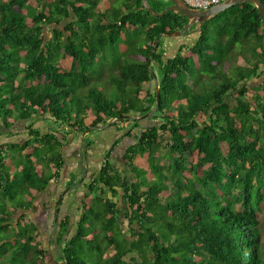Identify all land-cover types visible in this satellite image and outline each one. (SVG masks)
<instances>
[{"label":"trees","instance_id":"obj_1","mask_svg":"<svg viewBox=\"0 0 264 264\" xmlns=\"http://www.w3.org/2000/svg\"><path fill=\"white\" fill-rule=\"evenodd\" d=\"M148 1L158 12L172 4ZM228 11L165 57L162 34L189 23L178 11L155 16L143 0H0V121L28 135L0 144V258L44 264L36 225L14 216L59 177L66 136L87 131L90 145L103 126L128 127L125 166L110 159L117 138L75 230L58 234L64 264H264V78L250 84L264 75V22L252 2ZM237 45L252 56L232 70ZM106 74L111 96L97 84ZM149 114L162 121L141 123Z\"/></svg>","mask_w":264,"mask_h":264},{"label":"crops","instance_id":"obj_2","mask_svg":"<svg viewBox=\"0 0 264 264\" xmlns=\"http://www.w3.org/2000/svg\"><path fill=\"white\" fill-rule=\"evenodd\" d=\"M186 28H188V25ZM188 30H190V28H188ZM188 33L189 32H187L183 38H186L187 35L194 36L192 33ZM197 33L198 32H196V34ZM165 37L166 35L162 34L160 39L162 40V38ZM171 42L174 45L173 48L170 47L169 42L165 45L163 44L164 52H172L171 50H173V52L177 51L180 44L176 47L177 41L172 40ZM186 42L192 43L191 41L183 39L180 43L184 44ZM36 126L41 128L42 132H45V127H47V125L43 122H39ZM103 128L104 127L102 126L98 128L101 131H95L91 137L92 143L90 145L86 143L85 137L88 134L87 131L82 134L73 133L67 135L61 148L64 164L61 168L59 177L56 180L51 181L44 191L37 194V197L30 209L18 210L14 216L15 218H19L22 214H28L31 221L36 225L41 236L39 237V242L48 251L43 257L44 264H48V254L52 251L56 253V248L58 249L59 232H63L65 227H67L68 234L75 230L80 217L83 200L86 193L89 192L87 184L91 176L98 174V171L102 168L104 163L106 153L110 150L112 144L118 138V131L115 129L114 132L110 133L111 135L109 138H105V134L109 132V128ZM110 131H113V129ZM11 132L12 134H10V130L4 128L0 121V144L17 142L28 137V135L25 134L24 125H20L16 130ZM74 134H76V137H74ZM127 142H131L129 138L123 140V145L116 147L113 153H111L110 159L112 160L114 166H125L123 155L125 153L124 148H126L125 144ZM118 149L121 150V157L118 156L117 160L116 151ZM81 158L82 162L79 164L81 171L79 170L78 172L80 173L76 175L78 179L75 180V183H73L71 187H68L69 183L73 182L72 178H74L72 168L77 166ZM69 176H71V178ZM68 179L70 180L68 181ZM71 201L73 203H71ZM4 202L6 203V207L10 208L9 198L5 199ZM75 207H77L79 215H76Z\"/></svg>","mask_w":264,"mask_h":264},{"label":"rangeland","instance_id":"obj_3","mask_svg":"<svg viewBox=\"0 0 264 264\" xmlns=\"http://www.w3.org/2000/svg\"><path fill=\"white\" fill-rule=\"evenodd\" d=\"M159 1H166V2H168L169 0H150V2L154 5V6H157V4H156V2L157 3H160ZM155 2V3H154ZM102 4H101V7H102V9H106V7H105V4H103V1L101 2ZM117 2H115V4H116ZM123 9H125V7L123 6ZM223 12V11H222ZM222 12H219V16L218 17H216V16H214V17H212V18H210L209 20H207L208 21V25L209 26H214L215 24H217V25H219V24H222L223 23V20L226 18V17H228V18H230L231 17V15H232V13H230L231 11H228V13L227 14H225V13H222ZM207 21H205L203 24H205ZM188 24V23H187ZM203 24L202 25H200L199 26V23H194L193 24V26L192 27H190L191 26V24L189 23L188 24V28H190V30H188V28H185V30L183 31V33L181 34V35H173V36H166L165 38H162V40H161V44H162V46L161 47H164V45L165 44H167V42H169V44H170V47L171 48H173L174 47V45L172 44V40L173 41H177V44H176V47H177V45L178 44H181L180 42L182 41V39L183 40H188V41H191L192 43H194L195 41H196V36H197V34H196V32H198V30H202V27H203ZM201 27V28H200ZM196 30V31H195ZM195 31V32H194ZM187 32H189L188 34H190V33H192L194 36H189V35H187V37L186 38H183V36H185V34H187ZM196 34V35H195ZM211 37H213V32H212V35H211ZM173 38H175V39H173ZM180 38V39H179ZM195 38V39H194ZM141 39H143L144 40V35H141V37H140V40ZM179 40V41H178ZM164 44V45H163ZM176 47H175V49H176ZM239 48H240V45H237L235 48H234V50L232 51L233 52V54H234V56L232 57L231 56V58L230 59H228L231 63H230V65H229V67H230V69H232L233 70V68H234V66L236 65V63L238 62V63H245L246 65H248L249 64V62H243V56L244 55H248V56H252L251 54H252V52H250V51H246L245 53H242V52H240L239 51ZM174 49V50H175ZM172 52H166V54H165V57H168V56H170V55H172L174 52H173V50H171ZM105 50L101 53V54H105ZM176 52V51H175ZM257 59L258 60H261V61H263L264 62V56L262 55V53L261 52H258L257 53ZM109 61L110 62H113L114 61V57L113 56H110V58H109ZM228 65H226V67H227ZM156 68V67H155ZM260 70H262V71H264V65L260 68ZM158 70L157 71H155V73H156V75L158 76ZM236 72V71H235ZM234 72V73H235ZM263 78H264V75L261 77V78H259V79H256V81H257V83H259V84H261L262 83V80H263ZM18 79H20V77H18ZM108 79H109V76L106 74V75H104V77H102V79L101 80H98L97 81V84L100 86V87H102V88H105L104 90H106V91H108V94L111 96V93L114 95L115 94V90H116V88H115V85L113 84V83H109V84H107V81H108ZM148 86V84L146 85V87ZM150 115H152V114H150ZM149 115V116H150ZM140 117V119H141V123H143V124H147V123H160L162 120L159 118V117H156V115L155 116H153V117ZM155 117V118H154ZM90 121V118H88L87 119V122H89ZM48 127V126H47ZM127 129H128V127H127ZM127 129H125V130H123V131H118L117 133H118V138H120V140H121V142H123V140H125L127 137H125V136H123L124 135V133L127 131ZM110 130H112V129H109V132L107 133V134H105L106 136H105V138H109V136L111 135L110 133L111 132H114V129H113V131H110ZM88 142V138H86V143ZM135 142V141H134ZM167 141H165V143H166ZM122 144H120V145H118V146H121ZM126 146L127 145H129V143H126L125 144ZM117 146V147H118ZM167 145H164L163 146V148L160 150V154H161V160H162V163H164L165 164V166L166 167H172V158H169V157H167ZM116 158H117V160H118V156L119 157H121V150H117L116 151ZM82 162V158L79 160V162H78V164H77V166L76 167H73L72 168V173H73V177L74 178H72V183H69V186L68 187H71V185L73 184V183H75V180L76 179H78V177H76V175H78L80 172H78L80 169H81V167H80V163ZM121 167H122V165H121ZM81 171V170H80ZM166 172L168 171V170H165ZM169 172V171H168ZM70 178H71V176H69ZM70 179H68V181H69ZM89 195H93V196H95L96 195V191L95 192H91ZM117 200L119 201V205H121L122 206V200H123V198L122 197H118L117 198ZM71 203H73L72 201H71ZM76 208V215H79V211L77 210V207H75ZM260 228H261V231L263 232V234H262V236H263V240H264V211L263 212H261V226H260ZM58 240L60 241V243H62L63 242V240H62V238L60 237V235H59V237H58ZM1 261L3 262L2 264H8V262H9V260L10 259H8L6 256H1ZM47 261H48V264H64V261H63V259L61 258V256H59V251H58V249L56 248V253L54 252V251H52V252H50L49 254H48V256H47Z\"/></svg>","mask_w":264,"mask_h":264},{"label":"water","instance_id":"obj_4","mask_svg":"<svg viewBox=\"0 0 264 264\" xmlns=\"http://www.w3.org/2000/svg\"><path fill=\"white\" fill-rule=\"evenodd\" d=\"M171 2L172 4L169 5L167 8H165L161 12H158L157 10H155L151 6L148 0H143V6L145 7V9L152 12V14H154L155 16H163L165 13L169 11H178L183 16L189 19V23L192 26L194 23H199L200 25H202L205 21L209 20L210 18L216 16L219 12H222L228 9L229 7L233 5H237V4H241L245 2H252L258 8L261 14V17L263 19V22H264V2L262 0H226L206 10H198V9L191 8L183 0H171ZM182 33L183 31L178 30V31L165 33L164 35L173 36V35H181ZM160 92H161L160 88H158L157 89L158 107L160 106Z\"/></svg>","mask_w":264,"mask_h":264},{"label":"built area","instance_id":"obj_5","mask_svg":"<svg viewBox=\"0 0 264 264\" xmlns=\"http://www.w3.org/2000/svg\"><path fill=\"white\" fill-rule=\"evenodd\" d=\"M183 1L191 8L198 10H206L226 0H183Z\"/></svg>","mask_w":264,"mask_h":264},{"label":"flooded vegetation","instance_id":"obj_6","mask_svg":"<svg viewBox=\"0 0 264 264\" xmlns=\"http://www.w3.org/2000/svg\"><path fill=\"white\" fill-rule=\"evenodd\" d=\"M171 5V4H170ZM262 77V76H261ZM250 84H253V85H258L259 83H257L256 79H252V81L250 82Z\"/></svg>","mask_w":264,"mask_h":264},{"label":"clouds","instance_id":"obj_7","mask_svg":"<svg viewBox=\"0 0 264 264\" xmlns=\"http://www.w3.org/2000/svg\"><path fill=\"white\" fill-rule=\"evenodd\" d=\"M185 29L181 30V31H184ZM142 117V116H141Z\"/></svg>","mask_w":264,"mask_h":264}]
</instances>
